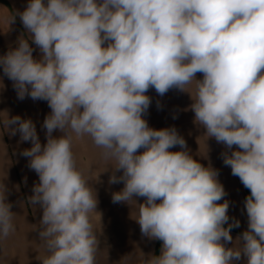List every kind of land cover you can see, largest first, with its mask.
I'll return each instance as SVG.
<instances>
[{
	"label": "clouds",
	"instance_id": "obj_1",
	"mask_svg": "<svg viewBox=\"0 0 264 264\" xmlns=\"http://www.w3.org/2000/svg\"><path fill=\"white\" fill-rule=\"evenodd\" d=\"M17 15L27 33L0 68L18 99L47 102L46 143L31 118L6 112L0 124L31 142L20 155L39 178L26 201L42 209L40 264H96L100 250L99 201L74 136L115 161L109 184L124 186L112 202H135L141 235L162 242L140 264H264V0H29L5 23ZM150 88L188 93L194 121L224 145L223 164L250 192L235 241L219 170L194 159L175 127L149 126ZM11 209L0 182V241L16 230Z\"/></svg>",
	"mask_w": 264,
	"mask_h": 264
},
{
	"label": "crops",
	"instance_id": "obj_2",
	"mask_svg": "<svg viewBox=\"0 0 264 264\" xmlns=\"http://www.w3.org/2000/svg\"><path fill=\"white\" fill-rule=\"evenodd\" d=\"M28 2L29 0H0V56L6 54L10 48H15L17 39L27 33L19 15L10 26L5 23V18L12 13L22 12ZM30 46L35 49L34 58H38L39 50L31 41ZM0 78V83L3 84L0 88V120L6 116V112L10 117L19 115L24 119L31 118L41 143H46L42 123L51 111L47 102L33 101L28 97L18 99L12 81L4 76L2 68ZM196 78L202 79L203 74L197 73ZM193 90L194 85L189 86V91ZM146 94L151 98V105L144 117L149 126L154 129L175 127L185 139L194 159L206 167L210 165L219 170L218 179L227 193L224 199L230 201L228 214L230 218L240 221V227L233 228L230 233L235 241L248 227L244 200L250 192L238 177L231 174L230 167L223 164L221 153L225 151L224 145L217 143L214 138L207 139L204 135L206 130L194 121V112L189 107L193 101L188 93L173 88L160 96L154 88H150ZM59 134L58 131L53 133ZM30 147V141L20 142L19 133L11 136L0 124V182L7 186L8 202L12 204L11 211L15 213L13 223L16 229L6 240L0 241V264H40L39 259L46 255L38 228L42 209L39 205L32 207L26 201L33 194L34 183L39 181L35 171L28 167L29 158L20 155L24 149ZM72 150L77 166L84 171L89 182L93 183L99 201L97 211L101 214L102 231L99 235L100 250L96 255V264H140L142 253L158 255L162 242L143 237L140 226L135 221L138 205L135 202L130 205L112 202V193L120 191L124 186L122 182L109 184L110 168L115 166V161L105 160L101 156V149L88 137L74 136ZM179 150V146L170 149ZM116 175H121V172ZM134 199L137 204L144 202L143 197ZM222 202L223 200L218 203ZM92 221L99 233V215L93 214ZM227 246L232 247V244ZM237 264H246V259L242 258Z\"/></svg>",
	"mask_w": 264,
	"mask_h": 264
}]
</instances>
